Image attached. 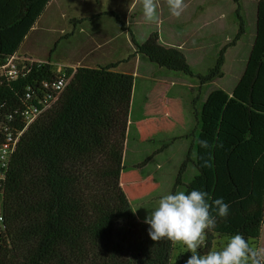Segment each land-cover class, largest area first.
Listing matches in <instances>:
<instances>
[{"label":"trees","instance_id":"1","mask_svg":"<svg viewBox=\"0 0 264 264\" xmlns=\"http://www.w3.org/2000/svg\"><path fill=\"white\" fill-rule=\"evenodd\" d=\"M49 1L0 0V61L17 53ZM255 1V42L233 91L235 99L246 106L248 130L230 147L223 165L221 179L230 190L222 198L229 214L217 216L216 228L207 231L199 249L201 254L214 250L221 237L235 233L253 247L261 245L264 0ZM136 45L137 52L130 58L144 54L160 66L196 76L201 84L223 75L225 50L206 74H195L185 54L161 44L157 33ZM116 67L114 63L76 68L57 104L24 134L0 188V264H174L173 252L181 244L153 241L149 225L133 213L121 185L135 77ZM31 69L14 87L0 84V116L13 112L14 102H20L24 88L34 79L56 75L49 61ZM199 98L192 101L196 125L191 137L200 124ZM193 149L194 142L181 164L177 185L183 182L188 165H197ZM176 264H185V257L180 255Z\"/></svg>","mask_w":264,"mask_h":264},{"label":"crops","instance_id":"2","mask_svg":"<svg viewBox=\"0 0 264 264\" xmlns=\"http://www.w3.org/2000/svg\"><path fill=\"white\" fill-rule=\"evenodd\" d=\"M81 1L87 6L89 13L83 14L76 9L70 13V5H65L63 0H50L17 53L40 61H49L53 65L52 59L42 57L44 54L28 43L33 35L43 38L46 31L55 30L59 23L58 12L63 11L60 33L71 38L77 32H84L86 47L78 59L58 63L57 71L65 68L109 66L115 63V70L133 74L135 86L132 102L139 84L144 91L139 113L135 120L129 122L130 129L134 125L136 147L140 149L144 143L155 140L158 128L172 130L176 127L171 136L178 141L171 148L180 144L185 158L194 142L192 156L202 169L201 171L195 164L188 165L187 172L192 173L195 168L197 172L192 180L185 182V192L193 189L205 191L209 194L210 203L220 198L218 195L221 179L219 173L215 176V169L218 171L220 165L225 164L230 147L241 140L248 130L246 106L235 99L233 91L244 74L255 42L257 2L184 0L186 8L176 17L171 15L166 0H157L159 23L155 24L145 21L140 0ZM74 3L75 1H71V9ZM241 30L243 33L237 39L236 36ZM154 33L159 35V42L164 46L180 49L195 74H206L216 63L220 52L225 50L222 77L201 84L196 76L160 66L144 54L130 58L137 52L136 43L146 41ZM119 38L122 40H118ZM43 40L46 42V39ZM198 95L200 124L195 137H191L196 125L192 101ZM139 164L135 165L132 182L138 186L156 184L153 174H140ZM124 172L125 170L121 175V185L129 195L124 184ZM149 193V189L144 192L138 189L133 191V198L137 195L144 197ZM135 214L144 221L136 212Z\"/></svg>","mask_w":264,"mask_h":264},{"label":"rangeland","instance_id":"3","mask_svg":"<svg viewBox=\"0 0 264 264\" xmlns=\"http://www.w3.org/2000/svg\"><path fill=\"white\" fill-rule=\"evenodd\" d=\"M71 1H75L73 4V7L71 9ZM63 3L65 5H70V13L71 10H77L81 11L80 13L87 14L89 13L87 6H84L81 0H63ZM101 4V3H100ZM83 5V6H82ZM64 11L65 8L63 7ZM63 11H59V20L57 26H55V30H52L50 32H45V37L38 38L36 36H31L29 38L28 45H33L38 48V51H41L42 57H46L47 59L50 58L54 61V69L57 71V65L58 63H64L65 61H71V59H78L82 56L83 51L86 47V34L84 32H77L74 36L71 38L64 37L60 33V27L62 24V20L64 19L62 15ZM117 19V18H116ZM43 39H46V42H44ZM122 40V38L118 39ZM27 45V46H28ZM42 47V48H40ZM40 48V49H39ZM46 55V56H45ZM126 64V63H125ZM224 82V80H222ZM144 91L141 89L140 84L138 85V89L135 95V98L132 102L133 112H131L130 120L133 121L136 119L137 114L140 110V105L143 101V95ZM134 125H131V129L129 127V133H128V141L126 142V149H125V157H124V164H125V179L124 181L126 190L128 192L129 200L131 202V205L133 208H138L136 213L141 218L145 219V217L148 214V210L144 207H153L159 197L163 194L167 193H175L176 191H186V181L192 180L195 176L197 169L195 168L194 171L187 172L184 171L182 175L183 182L179 185L176 184L177 174L180 170L181 164L184 161V154L181 153V145H177L173 148H171L174 143L178 140L176 138H173L171 136V133L174 132L177 128L175 127L172 130L167 129H160L158 128V132L156 133V139L153 140L151 143L146 142L143 146L138 149L136 147L135 139H134ZM197 134V133H196ZM165 144H168L165 148L163 146ZM158 149V150H157ZM186 157V156H185ZM139 164V167L141 169L140 174L143 176H146L148 174L154 175V182L156 184H150V185H136L134 182H132V173L135 171V165ZM190 165H193L191 163ZM196 167V166H195ZM217 171L215 169V176L217 177V174H221L223 171L222 164L218 168ZM195 172V173H194ZM177 173V174H176ZM194 173V174H193ZM192 174V176H191ZM179 175V174H178ZM122 177V176H121ZM134 184V185H132ZM230 188V186H229ZM226 186V180L221 179L220 181V192L219 195L220 198L224 196L230 189ZM140 189L141 191H147L149 189V194L144 195V197H136L133 198V191H137ZM264 229V228H263ZM230 236H223L220 239L217 240L214 250L221 248L226 241L229 239ZM263 238V239H262ZM262 243L261 247H264V233L262 235ZM219 243L222 244V246H219ZM186 246L183 244L177 245V248L174 250L172 255V262L174 264L177 263V259L180 257V255H183L185 257V262L189 258Z\"/></svg>","mask_w":264,"mask_h":264},{"label":"clouds","instance_id":"4","mask_svg":"<svg viewBox=\"0 0 264 264\" xmlns=\"http://www.w3.org/2000/svg\"><path fill=\"white\" fill-rule=\"evenodd\" d=\"M146 22L159 23L157 0H140ZM171 15L179 17L186 4L184 0H166ZM259 162V158H257ZM144 223L149 225L148 234L153 241L168 240L180 243L191 252L185 264H264V247H253L240 233L229 237L219 249L201 254L207 231L216 228L217 216L227 217L229 205L223 198L209 202V194L193 189L163 194L149 208ZM133 213L138 208H131ZM215 213V214H213Z\"/></svg>","mask_w":264,"mask_h":264},{"label":"built area","instance_id":"5","mask_svg":"<svg viewBox=\"0 0 264 264\" xmlns=\"http://www.w3.org/2000/svg\"><path fill=\"white\" fill-rule=\"evenodd\" d=\"M45 63L14 53L0 61V84L16 86L31 73L35 64ZM72 71H69L71 70ZM76 68L56 71L51 79H34L24 88L20 102H14L12 113L0 116V188L7 178L14 154L26 131L60 100Z\"/></svg>","mask_w":264,"mask_h":264}]
</instances>
